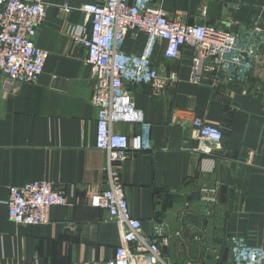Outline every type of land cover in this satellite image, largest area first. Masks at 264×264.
<instances>
[{"label": "crops", "instance_id": "obj_1", "mask_svg": "<svg viewBox=\"0 0 264 264\" xmlns=\"http://www.w3.org/2000/svg\"><path fill=\"white\" fill-rule=\"evenodd\" d=\"M44 1L45 20L34 38L48 52L42 73L34 83L15 82V93L4 90L0 74V264H103L113 258L121 234L104 209L88 204L106 187L105 154L95 147L96 108L90 101L97 77L74 37L75 29L88 27L79 7L99 0ZM155 2L182 24L237 30L240 47L257 41L249 34L253 26L264 27V0ZM146 41V33L130 31L123 50L139 54ZM163 49L162 40L153 43L158 78L152 84L125 83L150 124L152 143L119 166L132 215L148 236L157 224L170 233L182 231L161 246L172 264L220 258L227 247L220 243L232 234L264 247V41L251 68L231 81L205 74L194 83L191 48L183 46L173 59ZM195 116L222 131L218 144L196 138ZM112 127L129 138L140 130L137 124ZM221 166L234 189L231 209L219 200ZM34 179L64 190L67 203L53 206L46 223L16 225L7 217L8 188ZM214 192L215 203L201 199ZM228 262L227 254L219 264Z\"/></svg>", "mask_w": 264, "mask_h": 264}, {"label": "built area", "instance_id": "obj_2", "mask_svg": "<svg viewBox=\"0 0 264 264\" xmlns=\"http://www.w3.org/2000/svg\"><path fill=\"white\" fill-rule=\"evenodd\" d=\"M46 7L44 0H0V74L7 93H15V82H36L43 71L48 52L37 47L34 38L45 20ZM79 9L85 14L88 27L75 29L74 37L86 48L85 63L97 77L90 101L96 108L95 147L105 154L106 187L92 194L88 204L104 209L121 234V244L113 258L103 264H172L163 257L161 246L182 231L170 233L157 224L153 236L144 234L141 221L132 215L121 180V163L135 152L152 148L148 138L150 124L126 91L125 83L152 84L158 78L151 60L156 40L164 42L163 55L170 59L178 57L183 46L191 48L190 80L194 83L201 82L205 74L213 75L216 82L219 78L241 79L258 58L257 45L264 41V27L253 26L249 34L257 41L240 47L237 30L182 24L168 18L155 0H99L82 4ZM130 31L147 34L139 54L123 50ZM168 78L176 80L174 74ZM191 123L199 140L211 145L221 141L222 131L218 127L199 116ZM114 124H137L140 130L129 138L115 131ZM201 199L215 203L217 195L205 194ZM66 203L64 190L52 182L29 180L9 186L7 217L16 225L43 224L49 221L53 206ZM227 247L228 264H264V247L249 244L243 235H230ZM32 264L40 263L34 260Z\"/></svg>", "mask_w": 264, "mask_h": 264}, {"label": "water", "instance_id": "obj_3", "mask_svg": "<svg viewBox=\"0 0 264 264\" xmlns=\"http://www.w3.org/2000/svg\"><path fill=\"white\" fill-rule=\"evenodd\" d=\"M219 183V200L222 203L226 202L228 208L231 209L233 204L234 189L232 187H228L224 174V168L222 166L220 167ZM227 254L228 247H225L220 258H208L203 264H219L220 262H225Z\"/></svg>", "mask_w": 264, "mask_h": 264}, {"label": "trees", "instance_id": "obj_4", "mask_svg": "<svg viewBox=\"0 0 264 264\" xmlns=\"http://www.w3.org/2000/svg\"><path fill=\"white\" fill-rule=\"evenodd\" d=\"M224 243H225L226 246H227V240H226V242L222 240V242H221L220 244L224 245Z\"/></svg>", "mask_w": 264, "mask_h": 264}]
</instances>
